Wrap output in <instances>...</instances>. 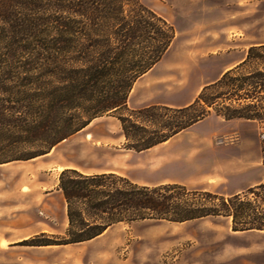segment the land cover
Returning <instances> with one entry per match:
<instances>
[{"label": "rangeland", "instance_id": "obj_1", "mask_svg": "<svg viewBox=\"0 0 264 264\" xmlns=\"http://www.w3.org/2000/svg\"><path fill=\"white\" fill-rule=\"evenodd\" d=\"M140 2L153 10L155 16L144 10L136 0H123L124 12L118 19L106 21L99 18L94 22L97 24L95 32H88V35H85L87 32L84 29L89 21L80 15L65 13L67 18L72 15L81 21L79 31L84 34L78 35L77 48L63 53L59 59L65 72L61 77H65L68 84V79H71L69 69L78 68L81 71L94 65L100 66L102 73L94 78L91 75L86 77L90 80L89 87H82L75 79L78 86L67 87L70 90L67 94L65 87H57L60 79L55 77L48 78L47 87L29 85L31 81L18 82L16 77L19 72L36 61L19 58L1 61L0 80L8 81L4 84L6 87H0V91H4L0 92L1 104L16 108L38 105L51 101V93L56 92L66 94L63 96L65 99L72 97V100H63L69 105L85 108L102 98V93L123 92V87L128 85L126 77L136 79L156 56L157 49L165 44L168 47V50H163L165 52L158 64L134 81V90L131 96L129 94L130 98L128 96L130 108L123 107L94 119L53 148L49 155L28 161H10L12 157L35 151L37 145L20 141L26 136L16 129L18 122L14 123L13 119H7L0 126V159L5 161L0 164V238L19 233L36 219L57 220L63 216L64 202L58 194L52 195L46 202L43 192L51 193L59 189L60 176L68 169L66 167L85 172L114 171L141 184L180 183L191 189L207 188L213 195L181 191L172 195L175 201L186 202L191 207H211L221 214L183 224L153 220L118 224L99 239L84 244L82 253L73 252L77 264H146L151 262V255L156 261L175 264L176 257L183 252H193L192 262L207 261L224 244L228 245V254L231 252L230 245H237L238 251L243 253L239 258L241 264H264V231L252 236L236 233L245 231L234 229L233 217L228 216V210L222 207V198L229 199L228 195L232 194L227 188L229 181L224 177L204 178L192 164L196 155L207 150L219 151L239 139L237 134L229 133L232 131H225L227 125L240 123L228 124L219 115L226 107L241 109L255 104L256 109L264 113V90H258L254 96L253 87L239 91V88L228 86L232 77L251 73L257 65L239 69L223 83L217 80L224 68L246 54L251 45L264 42V0ZM37 63H44L45 68L51 67V62L45 59ZM260 67L264 68V65L260 63ZM215 80V84L201 92L202 87ZM24 84L26 86H21ZM35 92L38 95L33 94ZM92 93L94 102L90 97ZM168 96L173 99H168ZM199 96L196 104L185 114L155 108L147 113L146 123L131 116L133 108L178 106L193 102ZM81 111L73 109L69 114H81ZM208 111L212 113L210 120L200 127L199 132L206 133L215 128L213 135L200 134L184 143H180V138L143 152L129 148L132 141L125 138L120 120L121 117H131L140 125L146 124L150 133L156 131L161 134L170 130L165 126L185 123L190 117ZM255 125L260 135L264 130V121H256ZM140 135L145 136L143 133ZM240 155L241 149L230 147L216 152L214 156ZM255 175V171H250L241 177H232V186L244 185ZM111 182L127 188L117 178ZM207 183L210 186H205ZM249 191L239 194L243 201H251L264 210V186L253 193ZM120 216L126 217L127 214L123 212ZM251 244L253 247L248 249ZM15 249L23 251L25 248Z\"/></svg>", "mask_w": 264, "mask_h": 264}, {"label": "trees", "instance_id": "obj_2", "mask_svg": "<svg viewBox=\"0 0 264 264\" xmlns=\"http://www.w3.org/2000/svg\"><path fill=\"white\" fill-rule=\"evenodd\" d=\"M136 1L144 10L155 16L153 10L143 6L140 0ZM123 5V0H0V70L2 60L33 59L35 63L33 62L32 65L29 63L22 69L23 71L19 72L16 77L18 82L31 81L29 85L47 87L49 86L48 78L55 77L61 80L57 87H65L67 94L70 93L67 87H77L78 83L82 87H89L90 80L86 77L91 75L94 78L99 72L102 73V70L99 71L100 66L94 65L81 69V71L78 68L69 69L71 79H68L70 80L68 84H66L67 79L61 77L65 72L59 59L62 58L63 53H69L77 48L78 35L82 33L78 26L81 21L72 15L68 19L65 13L80 15L89 21L84 29L87 32L85 35H88V32L91 34L95 32L94 28L97 24L94 22L99 18L106 21L118 19V16L124 12ZM163 50H168L167 44L157 49L156 56L150 64L144 67L136 79L146 74L160 61V56L165 52ZM44 59L51 62V67L45 68L44 63H37ZM260 63L264 65V45L250 48L245 62L238 68L227 72L218 82L223 83L228 76L239 69L257 65L251 73L232 77V83L228 85L231 88H239V91L253 87L255 96L258 90H264V68L260 67ZM136 79L126 77L128 85L123 87V92H105L106 95L102 93V98L85 108L69 105L63 100H72V97L65 99L63 96L66 94L59 95L56 92L51 93V101L33 106L16 108L0 103V126L4 125L7 119H13L14 123L18 122L16 129L26 136L20 141L29 145H37L35 151L12 157L10 161H28L47 155L53 148L84 129L94 119L111 111L127 108L128 96ZM7 83L8 81L0 80V87H6L7 85L4 84ZM21 86H26V84ZM208 88L210 86L203 91ZM5 90L9 92L8 89ZM92 92L95 93V91ZM37 93L33 94L38 95ZM90 97L94 102L93 93ZM199 98L200 96L186 108L151 106L131 110V116L146 123L147 113L155 108L175 114H185ZM1 101L3 99L0 97ZM73 109H81V114H69ZM210 112L194 115L185 123L165 126L170 130L162 131L161 134L156 131L150 133L146 124L140 125L131 117H121L120 120L125 138L132 141L129 148L144 151L168 141L174 135L204 119ZM221 113L227 119L245 118L264 121V113L256 109L255 104L241 109L226 107ZM141 133L145 136L142 137ZM1 160L0 164L5 162ZM113 178L122 181L127 188H121L115 182H111ZM263 186L264 183L250 189L249 192L253 193ZM59 190L63 193L67 203L69 229L66 235L58 238L41 234L24 241L23 245L51 246L84 243L102 235L108 228L118 223L131 224L146 220L184 223L221 214L211 207H191L186 202L175 201L172 195L178 191L213 195L212 193L190 190L181 185L142 186L113 173L85 174L75 169H66L60 176ZM168 193L170 195H167ZM222 207L228 210V216L233 217L236 231H264V210L255 206L253 202L243 201L240 195H235L229 199L223 197ZM123 212L127 214L126 217L120 216Z\"/></svg>", "mask_w": 264, "mask_h": 264}, {"label": "crops", "instance_id": "obj_3", "mask_svg": "<svg viewBox=\"0 0 264 264\" xmlns=\"http://www.w3.org/2000/svg\"><path fill=\"white\" fill-rule=\"evenodd\" d=\"M235 40H237V38H235ZM260 45H264V42L251 45L250 48L260 46ZM248 51L244 55L234 53L236 55H240L239 58H236L235 62L226 66L217 80H220L227 72L232 71L238 68L241 64H243L247 58ZM146 74H144L143 76H145ZM143 76H141V78ZM217 80L209 83L205 87H202L201 92H203V90L207 88L208 86L215 84ZM133 90H134V87L132 88L130 92V96ZM160 95L157 94V96H160ZM169 98L171 99L172 97L168 96V99ZM196 99L193 102H187L185 104L178 105V106L147 105V106L140 107V108H133L132 110H139V109H143V108L151 107V106L181 109V108L189 107L196 101ZM127 105L129 107V99H128ZM211 114L212 113L210 112L209 115L206 116L204 119L193 124L188 129L179 132L178 134L174 135L171 139H169L168 141L162 144H166V143H169L173 140L180 139V138H181L180 143L181 142L184 143L185 141L191 140L193 136H197L200 134L213 135V131L215 128L206 133L199 132L200 127L204 123L210 120L209 118ZM219 115L224 117V119L228 122V124H232L235 121L240 122L234 125H227L225 128L226 132L232 131L229 133L230 134L234 133L238 135L239 139L237 140V142L233 145L231 144L225 145L220 150L230 148V147H238L239 149H241V155L235 156V157L226 156V157L220 158V156H217V157L214 156L216 152L218 153L220 150L216 152L212 150H209V151L207 150L206 152L196 155V157L193 159L192 164L195 166V169L197 171H201L202 176L204 178L213 179L214 177H224L226 180H228L229 185H227V188L229 191L232 192V194L228 195V197H232L235 195L242 194L243 191L256 188L259 185L264 183V145L260 141L258 128L255 125V122L256 121L260 122V120L245 119V118L227 119L222 113H220ZM162 144H159V145H162ZM151 149H148V150H151ZM148 150H144V151H148ZM139 152H143V151H139ZM50 153H48L47 155H49ZM66 168L71 169L70 167H66ZM75 170H78V169H75ZM78 171L85 173V174L113 173L118 176L125 177L135 182L136 184H139L142 186L156 187V186L165 185V184H157V185L141 184L139 182L134 181L128 176L122 175L114 171H98V172H85L81 170H78ZM250 171L256 172V175L254 178H251L244 185L232 186V180H231L232 177H241L242 175H245L246 173H249ZM167 184L183 185L180 183H167ZM183 186L187 187L186 185H183ZM205 186H210V185L207 183ZM187 188L190 190L211 192L207 190V188H201V189H191L189 187ZM43 194H44L43 197L45 196L44 201L46 202H48L51 199L52 195L58 194V196L64 202L65 211L63 213V216H61L57 220L39 218V219H36L32 224H30L29 227H25L22 230H20L19 233H16L14 235H7L6 237L2 236L0 238V264H77L76 262H74V258H76V255H74L73 252L78 253V251H80L82 253V250H83L82 246L84 244L93 242L99 239L112 227L118 224H123V223L115 224L111 226L110 228H108L102 235L90 241L84 242V243H75V244H67V245H51V246L23 245L22 243L24 241L30 240L41 234H46L51 237H58V238H62L66 235L69 222H68V217H67V203H66L63 193L61 192V190L58 189L57 191H54L51 193L43 192ZM46 202L44 203L45 205H46ZM146 221H149V220H146ZM140 222H144V221H140ZM189 222H194V221H189ZM184 223H187V222H184ZM236 233H240V234L246 233V234H251L252 236L253 234L262 233V232L245 231V232H236ZM18 247H22L25 249L23 251H19L18 249H15ZM230 247H231L230 249L231 252L228 254V251H229L228 245L224 244L221 250L214 253L207 261L204 260V261L192 262L191 259L193 257V252H188V253L183 252L178 257H176L175 264H241V259L239 260V258L243 256V253L238 251L237 245L233 244V245H230ZM252 247L253 245L251 244L248 249ZM149 261L151 262H148L146 264H165L164 262L156 261L153 255L149 257Z\"/></svg>", "mask_w": 264, "mask_h": 264}, {"label": "built area", "instance_id": "obj_4", "mask_svg": "<svg viewBox=\"0 0 264 264\" xmlns=\"http://www.w3.org/2000/svg\"><path fill=\"white\" fill-rule=\"evenodd\" d=\"M260 141L264 144V130L259 135Z\"/></svg>", "mask_w": 264, "mask_h": 264}]
</instances>
